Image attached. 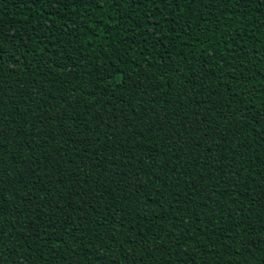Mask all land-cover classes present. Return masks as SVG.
<instances>
[{"label":"trees","instance_id":"trees-1","mask_svg":"<svg viewBox=\"0 0 264 264\" xmlns=\"http://www.w3.org/2000/svg\"><path fill=\"white\" fill-rule=\"evenodd\" d=\"M182 7L0 0V264H264V0Z\"/></svg>","mask_w":264,"mask_h":264},{"label":"snow or ice","instance_id":"snow-or-ice-1","mask_svg":"<svg viewBox=\"0 0 264 264\" xmlns=\"http://www.w3.org/2000/svg\"><path fill=\"white\" fill-rule=\"evenodd\" d=\"M34 2L40 3V0H34ZM57 2H59V0H57ZM132 2L146 3L150 7L155 6L157 13L159 14L161 6H163L165 8H171L173 10L179 9L181 12H183L185 10V8L182 7V5L193 4V3H196L197 0H129V3H132ZM165 15H167V13L161 14L159 18L164 19ZM173 31H175L174 28H173ZM177 35H179V34L177 33ZM0 59H2V57H0ZM117 75L119 77L117 82L123 80V74L122 73H117Z\"/></svg>","mask_w":264,"mask_h":264}]
</instances>
